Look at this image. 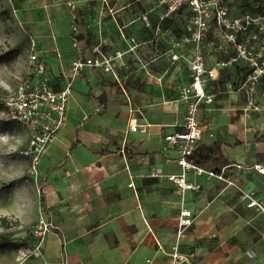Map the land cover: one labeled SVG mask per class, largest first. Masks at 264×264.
Instances as JSON below:
<instances>
[{"label":"crops","instance_id":"0c3cea01","mask_svg":"<svg viewBox=\"0 0 264 264\" xmlns=\"http://www.w3.org/2000/svg\"><path fill=\"white\" fill-rule=\"evenodd\" d=\"M13 2L36 37L54 87L70 82L71 93L67 122L42 155L37 178L29 174V160L23 154L28 131L14 120H0V192H6L0 194V204L5 203L0 216L14 218L30 230L31 250L24 257L13 255L6 264H175L172 247L182 196L168 175L181 168L174 160L165 161L163 145L165 135L184 122L185 105L171 100L178 97L179 86L189 82L188 65L184 68L169 56L155 59L166 50L164 38L158 46L141 45L118 60L119 79L92 68L73 77L72 61L79 55L91 56L97 45L110 53L126 50L119 23L127 33L148 39L150 33L138 16L131 19L126 11L137 4L111 0L112 15L99 0ZM134 22L138 25L131 27ZM120 42L123 47L117 48ZM151 55L153 63L147 65L143 59ZM163 57L168 60L164 69ZM92 74L97 88L93 92L88 80L91 88L86 93L84 78ZM225 91L213 103L203 104L198 115L206 130L195 158L206 169L220 170L210 166L216 159L224 163L221 166L230 165L229 170L245 162V157L232 158L225 150L231 144L224 136L235 134L237 128L218 100ZM92 112L102 117L95 120ZM134 123L149 127L134 132L130 130ZM203 147L213 150L207 156ZM169 154L174 156V151ZM251 177L248 184L254 189V178L264 179V173ZM188 179L202 185L201 191L186 194L185 205L195 216L180 246L188 263L264 264V216L247 207L240 211L235 207L236 190L217 179L206 175ZM42 218L53 223L43 239L32 233Z\"/></svg>","mask_w":264,"mask_h":264},{"label":"built area","instance_id":"2783aa9c","mask_svg":"<svg viewBox=\"0 0 264 264\" xmlns=\"http://www.w3.org/2000/svg\"><path fill=\"white\" fill-rule=\"evenodd\" d=\"M114 15L111 0H99ZM132 4H148V8L139 9L138 20L149 31L147 40H140L135 34L127 33L125 25L119 23L120 35L127 44L126 50H118L114 53L105 52L101 44L94 48L91 56L79 55L71 63L72 75L77 76L87 68L100 69L106 74L119 79L116 62L124 59L128 52H135L141 45L150 44L158 46L162 38L167 39L168 49L158 52L155 59L169 56L176 62L185 57L188 49H178L184 45H190V57L188 58L189 82L179 86V94L171 102H180L185 105L186 112L183 124L165 135L163 153L166 162L176 161L181 168L180 173L170 174L168 178L175 183L182 196L180 213L178 216L176 243L172 247L174 262L187 260L188 257L180 253L181 241L193 226L195 216L186 207V194L188 191L199 192L202 190L200 182L189 180V176H203L217 179L226 184V187L234 186L241 192L244 206L264 216V196L260 197L255 191L244 190L238 186L227 173L230 165L220 170L206 169L196 162L195 153L199 142L203 139L205 126L199 119V111L203 104L213 103L217 94L210 89L211 81L217 79L219 69L236 60L245 61L252 71L241 83L238 89L248 92L250 105L255 106L253 94L255 86L262 82L264 77V54L256 51L248 41H242L244 36L264 32V9L261 13H246L231 16L227 0H131ZM187 11V19L191 23L189 34L181 39L172 36L166 21L175 13ZM153 14L156 19H153ZM77 31V28L74 27ZM212 31L217 40H207ZM216 52L224 54L235 53L228 62L216 60L213 66L208 64V59ZM34 70L28 72L29 78L20 86L18 95L7 100V119L20 123L30 131L27 148L23 152L30 158L28 172L37 178L41 157L49 143L67 122L69 95L71 83L65 87L55 89L51 76L47 73L45 59H40L35 53L30 55ZM235 84L230 82L228 91L234 89ZM247 86V87H246ZM256 109H259L256 107ZM101 108L98 107L97 111ZM148 124L134 123L130 130L134 132H146ZM174 151V156L169 151ZM254 167L264 173V166L255 164ZM53 223L40 219L38 225L32 229L34 236L43 239L51 230ZM31 250H29V253ZM27 253V254H29ZM26 254V255H27Z\"/></svg>","mask_w":264,"mask_h":264},{"label":"rangeland","instance_id":"374dc122","mask_svg":"<svg viewBox=\"0 0 264 264\" xmlns=\"http://www.w3.org/2000/svg\"><path fill=\"white\" fill-rule=\"evenodd\" d=\"M227 3L231 16L250 13L247 12L248 10L245 8L242 0H227ZM119 6L120 5H114L115 8H118ZM148 7L149 6L147 3L137 4L130 6V8H126V11H128V17L132 19L138 16L139 9ZM15 10H17V8L13 0H0V120H5L9 117L6 106L7 100L18 95L20 86L23 85L29 78L28 72L35 69L31 64L30 55L35 53L40 59H44L36 48V44L34 43L36 37L32 34L30 25L22 21L19 14ZM186 15V10L175 13L166 24V27L169 28L172 36L177 37L178 39H181L185 35L189 34L191 23L188 21ZM137 25L138 22H134L131 27H136ZM52 40H55L54 35ZM240 40H249V43L253 45L256 51L263 52L264 54V32L258 33L256 38H253L252 35H246ZM162 41H164V38H162ZM168 46L169 45L167 42L165 44L163 42L162 49H168ZM121 47L123 46L120 42L117 48ZM147 47L148 48L146 49H151L150 46ZM178 49H188L185 57L179 60L183 64L184 68H186L188 65V58L190 57L191 53V46L184 45ZM162 51L165 52L166 50ZM153 56L151 55L144 57L143 62L147 65L153 63L151 62ZM130 59L131 62H135L133 56H131ZM163 59L165 58L163 57ZM216 59L217 53L208 59V64H215ZM167 62V59L163 60L160 64L161 68H166ZM47 73L50 75L48 71ZM123 74L125 75L126 73L124 72ZM88 80L91 81L93 92H95L97 88V81L92 74V76L88 75V77L84 78V85H86L84 87L86 89V93H89L88 91L91 88L87 83ZM231 82L234 83V86L236 87H234V89L230 92L225 91L218 98V100L221 101L220 105H222L225 110L232 114L231 124H233L235 127L237 126V128H234V131L236 132L235 134L228 132L224 136L225 142L231 144L227 145L225 150L232 158L239 159L240 157H245V162L235 165L231 168V170L227 168V173L228 175L230 174L229 176L238 186L242 187L244 190L255 191L258 196L263 197L264 179L260 177L254 178V181L257 184L254 189H252L248 183L252 180L251 176L254 173L259 175L262 173L254 167V164H264V152H262V149H264V142L255 140V138L259 137L264 132V80L255 86V91L253 94L255 106L250 105L248 92L245 89H238L242 83L240 82V77L236 76L235 79L232 78ZM89 100H91L90 103L92 105V109L94 110L96 101L93 94ZM256 107L259 109H256ZM154 109L155 108H150L148 110L152 111ZM101 117L102 114L93 113V118L95 120ZM23 128L25 131H28L29 140L30 131L27 127ZM241 142L244 144L236 145V143ZM26 148L27 145L23 149V152L26 150ZM28 160L30 164L29 157ZM217 161V159L213 160V163H211L210 166L214 169H219L220 167L222 169L224 166L221 165L224 163H217ZM222 184H224L222 186L226 187L225 183L222 182ZM228 188L236 190L235 207H237L240 211H245V206L240 195L241 192L234 186H230ZM3 192H0V194H3ZM4 194H6V192H4ZM3 204L5 203L0 204V206ZM8 220L10 223L9 228L3 226L0 222V240L4 238L9 239L17 244H21V246L18 250H10L5 253H0V264H6L10 262L13 255L24 257L27 253H29L30 248V244L28 242L30 230L21 227L20 224H17L14 218H8Z\"/></svg>","mask_w":264,"mask_h":264},{"label":"trees","instance_id":"16d2710c","mask_svg":"<svg viewBox=\"0 0 264 264\" xmlns=\"http://www.w3.org/2000/svg\"><path fill=\"white\" fill-rule=\"evenodd\" d=\"M244 3L245 8L248 10L247 12H250L252 14H258L261 13L264 9V0H242ZM170 19L166 21L165 24L168 23ZM76 31L73 30V34H75ZM207 40H217L214 36L212 31L208 34ZM217 53V60L218 61H225L228 62L231 60L232 56H234L235 53L230 54H224L222 52H216ZM233 65L231 66H223L219 69L218 77L217 79L211 81L210 89L214 92L223 91L227 88L228 84L232 81V78L237 75L240 77V82H243L248 74L252 71V68L243 60H236L232 62ZM234 66V68H233ZM264 80V77H263ZM58 89V88H55ZM256 141H262L264 142V132L257 138H255ZM212 147H203L201 148V151L205 153L207 156L210 151H212ZM202 154V153H201ZM0 222L5 227H10L9 220L6 217H0ZM17 224H20L18 221H16ZM21 244H17L9 239H2L0 240V253H5L10 250H18L20 248Z\"/></svg>","mask_w":264,"mask_h":264},{"label":"water","instance_id":"95a60500","mask_svg":"<svg viewBox=\"0 0 264 264\" xmlns=\"http://www.w3.org/2000/svg\"><path fill=\"white\" fill-rule=\"evenodd\" d=\"M175 264H189L186 260H181L179 262H176Z\"/></svg>","mask_w":264,"mask_h":264}]
</instances>
